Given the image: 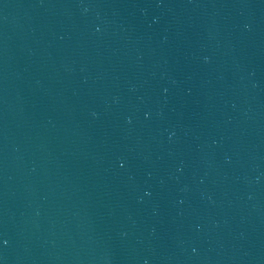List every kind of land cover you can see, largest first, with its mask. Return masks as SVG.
Instances as JSON below:
<instances>
[{
	"label": "water",
	"instance_id": "1",
	"mask_svg": "<svg viewBox=\"0 0 264 264\" xmlns=\"http://www.w3.org/2000/svg\"><path fill=\"white\" fill-rule=\"evenodd\" d=\"M0 264H264V0H0Z\"/></svg>",
	"mask_w": 264,
	"mask_h": 264
},
{
	"label": "snow or ice",
	"instance_id": "2",
	"mask_svg": "<svg viewBox=\"0 0 264 264\" xmlns=\"http://www.w3.org/2000/svg\"><path fill=\"white\" fill-rule=\"evenodd\" d=\"M4 243H6V241H4Z\"/></svg>",
	"mask_w": 264,
	"mask_h": 264
},
{
	"label": "clouds",
	"instance_id": "3",
	"mask_svg": "<svg viewBox=\"0 0 264 264\" xmlns=\"http://www.w3.org/2000/svg\"><path fill=\"white\" fill-rule=\"evenodd\" d=\"M207 59V58H206Z\"/></svg>",
	"mask_w": 264,
	"mask_h": 264
}]
</instances>
